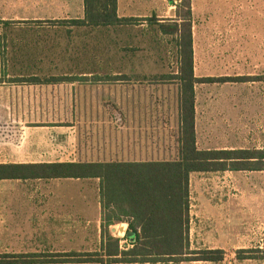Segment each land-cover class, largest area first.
Segmentation results:
<instances>
[{"label": "rangeland", "instance_id": "rangeland-1", "mask_svg": "<svg viewBox=\"0 0 264 264\" xmlns=\"http://www.w3.org/2000/svg\"><path fill=\"white\" fill-rule=\"evenodd\" d=\"M70 2L74 4L78 0H0V20L11 21L14 28L7 32L0 27V105H27L20 106L17 111V122L12 123L13 134L17 132L20 135L28 131L38 141L46 139L52 131L56 140L66 149V161L104 162L132 158L133 155L128 156L123 150L124 135L127 131L131 134L141 132L144 141L140 145L144 154L140 159H175L179 123L177 84L173 80L161 79V76L177 73L178 59L174 44L169 37L160 38L156 28H114L109 33L99 32V36L93 37L98 41V49L94 47L90 35L81 36L82 31H75L69 45V49L75 52L64 60L56 58L55 61H50L44 57L45 54L43 58L39 56L41 60H38L35 55V60H30L32 68L25 69L23 66L26 64L20 57L16 67L14 65L13 70H10V55L7 50L10 46L6 44L7 38L13 36L16 39L35 40L47 37L62 41L66 36L63 29L49 23L33 24L23 21L47 19L60 14ZM169 2L176 6L180 0H155L164 21L170 19L165 17L175 18V11L172 13L168 9ZM191 11L192 23L196 29L195 73L203 77L226 72L231 76L242 75V78L234 79L241 78L245 81L254 78L264 65V0H191ZM209 31L214 33L208 34ZM4 32L5 40L2 39ZM128 38L131 42H137L128 44ZM103 45L110 52H104ZM86 49L88 52L84 53ZM98 50L99 53H96ZM226 52L232 54V61L202 60L203 56H217ZM91 56L99 57L100 74L86 81L33 85L19 84L13 82L15 77H6L10 73L77 75L79 63ZM106 58L115 70V75H118L116 71H125L131 76L121 81L98 80L99 77L107 76V68L104 66ZM55 65L59 68L50 71L48 67ZM136 74L141 76H133ZM243 91L250 93L248 84ZM209 93L217 94L218 85H196L198 147H250L249 110H244L242 124L238 125L230 111L222 109L220 113L219 105H204V97ZM230 93L234 94L235 89L232 88ZM139 114L142 115L141 123L138 122ZM3 125H8L6 120H0V126ZM46 127H50V130H46ZM52 144L54 143L51 146ZM44 146L43 144L40 148ZM152 152L162 153V157L155 158ZM86 181L99 184L97 179ZM108 214L112 219L120 215L118 211H111L105 212V217ZM120 224L112 225V228L117 231ZM115 234L118 235L117 232ZM119 238L122 240L125 236ZM238 251L224 255L225 264L246 260L264 261L262 258L238 259ZM245 251L241 255L264 256V238H259L252 248Z\"/></svg>", "mask_w": 264, "mask_h": 264}, {"label": "crops", "instance_id": "crops-1", "mask_svg": "<svg viewBox=\"0 0 264 264\" xmlns=\"http://www.w3.org/2000/svg\"><path fill=\"white\" fill-rule=\"evenodd\" d=\"M171 1V0H170ZM67 3L65 11L53 15L47 19H69L82 18L84 15L83 1L77 3ZM117 12L119 17H134L141 19L133 25H125L121 28L128 30L150 27L144 19L155 15L159 22H164L162 13L156 7L155 0H117ZM176 6L169 2L168 9L173 13ZM167 10V9H166ZM174 18V17H165ZM27 20V19H26ZM2 27V25H1ZM63 28L71 29L64 26ZM82 31L81 36H99V32L113 31L103 27H81L72 29ZM195 26L192 23V44L194 75L195 71ZM209 31L208 34H213ZM67 36V35H66ZM70 36L60 39H41L45 48L41 55H38L33 46L38 43V39L30 38H7L9 46L26 44L32 50L28 53L31 59L23 60L25 69L32 68L35 55L45 56L50 61L60 58L64 60L66 56L75 52L69 49L71 45ZM162 37V34H159ZM131 38V37H129ZM128 38L127 43L132 44ZM158 38V39H160ZM59 42L57 46L56 43ZM88 42V41H87ZM85 43V42H84ZM94 47L99 48L98 41L93 39ZM64 48L61 49V46ZM93 47V44H91ZM53 46H55L53 48ZM106 46V45H105ZM102 46L104 52H110L108 47ZM91 49V48H90ZM90 51V50H89ZM88 52L84 51V53ZM16 48L9 49L10 70L19 61ZM99 53V50L96 52ZM88 54V53H87ZM93 54V53H92ZM90 54V55H92ZM23 59V58H22ZM222 60L232 61V54H209L203 56L202 60ZM31 60V61H29ZM59 60V61H60ZM95 64V72L84 74L87 77L99 76V57H89ZM107 60V58H106ZM264 64V58L262 59ZM54 71L59 66L48 67ZM117 72V71H116ZM33 73H28L30 75ZM67 74V73H62ZM62 74H47V76H61ZM106 75L115 74L107 69ZM123 74L131 75L125 73ZM24 75V74H23ZM17 77L15 73H10L6 77ZM133 76H141L136 74ZM242 78V75H228L226 72L217 75L203 76L202 78H226L224 81H203L202 83L218 85V93H209L204 97V105H219V112L222 109L230 111L235 118V123L241 125L244 110H249L250 116V147L213 146L204 148L205 150L218 149H255L264 150V65L257 71L250 81ZM247 84L250 93H244ZM12 85V84H11ZM243 86V87H242ZM234 88L235 93H230ZM239 91V92H237ZM241 91V92H240ZM27 105H0V120H6L8 125L0 126V164H34V163H64L66 161V149L59 140L57 141L52 131L47 138L35 141L28 131L13 134V122H17L18 109ZM178 113V105H177ZM196 87H195V130H196ZM178 118V114H177ZM138 122H142V115H138ZM179 126V123H178ZM50 130V127H46ZM141 132L127 131L124 135V151L128 156L133 155L128 163H142L148 161H173L178 158V148L175 150V159H140L144 151L142 143L144 141ZM37 142V143H36ZM51 143L52 144L51 146ZM56 143L58 145L56 146ZM36 144L38 148H36ZM45 145L43 148H40ZM178 146V139H177ZM148 154V152L146 153ZM153 157H162V153L152 152ZM36 158L41 160H36ZM91 180V179H86ZM82 179L74 178H53V179H0V255L15 254L29 255V259H34L28 263L14 264H100L94 262H69L61 259L65 255L81 253H101L102 260L107 264V260L115 257L109 255L115 250L114 238L119 239L120 250H127L133 247L132 239L127 237L126 232L119 233L121 226L126 231L129 224L140 219V213L131 211L125 205L123 208L122 221L116 231L109 226L102 231L103 214L100 204L99 184H94ZM99 182V181H98ZM133 213H131V212ZM138 214L139 216H136ZM188 251L200 250H221L224 255L236 253L238 250L252 248L259 238H264V167L260 170H215L206 172H192L189 176V210H188ZM118 224V223H116ZM117 232L118 235L115 234ZM125 236V239H120ZM124 246V247H123ZM107 251V253H106ZM111 251V252H110ZM190 254H188L189 256ZM8 264V263H0ZM110 264H225V261H203V260H158V261H131L112 262ZM233 264H264V261H236Z\"/></svg>", "mask_w": 264, "mask_h": 264}, {"label": "trees", "instance_id": "trees-1", "mask_svg": "<svg viewBox=\"0 0 264 264\" xmlns=\"http://www.w3.org/2000/svg\"><path fill=\"white\" fill-rule=\"evenodd\" d=\"M84 15L82 18L69 19H34L24 20L33 24H46L63 29L71 37L72 29L81 27L121 28L141 21L134 17H119L117 0H82ZM175 18L159 22L153 15L144 19L150 27L156 28L162 36L169 37L176 49L178 59L177 73L162 75L161 79L173 80L177 84L178 105V158L173 161H148L128 163L123 161L104 162H64L34 164H0V179H97L103 217L105 212L118 211L119 217L112 219L110 214L103 218L102 231L122 221L123 208L126 205L131 211L140 213V219L129 224L135 234L133 247L120 250L119 239L114 238V255L107 260L112 262L158 261V260H203L218 262L224 258L221 250L188 251V210H189V176L192 172L215 170H260L264 167V150L255 149H200L197 144L195 130V87L203 81H224L226 78H202L194 75L192 44V11L191 0H180L176 4ZM11 21L0 20V27L11 32L14 28ZM71 27V29L63 28ZM31 27V26H30ZM34 27V26H33ZM19 28V27H18ZM2 39L6 38V32ZM65 36V37H67ZM69 37V38H70ZM47 39V37H46ZM55 39V38H53ZM5 40V39H3ZM33 46L41 55L48 45L41 39ZM58 41L55 46L58 45ZM9 45V42L6 41ZM53 46V48L55 47ZM18 57L31 59L28 53L32 47L20 44L15 47ZM30 61V60H29ZM88 58L81 61L77 75L40 76L38 74L19 75L13 82L33 85H51L75 80H88L84 74L95 72L96 67ZM104 66L113 73L109 60ZM118 75L109 74L98 80H125L128 75L117 71ZM95 76L93 75L92 78ZM130 211V212H131ZM133 213V212H131ZM136 214V216H139ZM109 237L111 238L110 234ZM111 252V251H110ZM238 259L262 258L255 255H241ZM107 253V251H106ZM188 254H190L188 256ZM61 259L69 262H94L105 264L101 253H81L65 255ZM29 255H0V263H28L34 261Z\"/></svg>", "mask_w": 264, "mask_h": 264}, {"label": "water", "instance_id": "water-1", "mask_svg": "<svg viewBox=\"0 0 264 264\" xmlns=\"http://www.w3.org/2000/svg\"><path fill=\"white\" fill-rule=\"evenodd\" d=\"M124 232H126L127 237H133L134 236V233L132 231H126L125 228L123 226H121L119 229V233H124Z\"/></svg>", "mask_w": 264, "mask_h": 264}]
</instances>
